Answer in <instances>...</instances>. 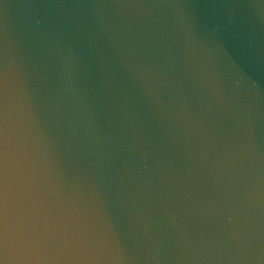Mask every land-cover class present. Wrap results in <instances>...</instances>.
<instances>
[{
    "label": "water",
    "instance_id": "1",
    "mask_svg": "<svg viewBox=\"0 0 264 264\" xmlns=\"http://www.w3.org/2000/svg\"><path fill=\"white\" fill-rule=\"evenodd\" d=\"M0 264H264V0H0Z\"/></svg>",
    "mask_w": 264,
    "mask_h": 264
}]
</instances>
